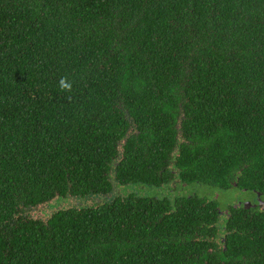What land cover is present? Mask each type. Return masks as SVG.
<instances>
[{
    "label": "trees",
    "instance_id": "1",
    "mask_svg": "<svg viewBox=\"0 0 264 264\" xmlns=\"http://www.w3.org/2000/svg\"><path fill=\"white\" fill-rule=\"evenodd\" d=\"M172 181L264 198V0H0V264H264L260 206L114 194Z\"/></svg>",
    "mask_w": 264,
    "mask_h": 264
},
{
    "label": "rangeland",
    "instance_id": "2",
    "mask_svg": "<svg viewBox=\"0 0 264 264\" xmlns=\"http://www.w3.org/2000/svg\"><path fill=\"white\" fill-rule=\"evenodd\" d=\"M127 193H134L139 196H146L152 198H169L174 200L178 196H198L208 200H217L221 209V215L226 217L227 210L230 206H238L256 202L257 196L250 191H239L237 189L221 190L217 187L204 184H181L178 181H172L169 185L161 187L148 186L141 184L119 185L115 183V195H126ZM110 198V196L108 197ZM107 198V199H108ZM71 198L57 199L50 203L52 208H60V206H69ZM110 200V199H108ZM105 201L104 197H90L74 200L78 206H88ZM59 205V207H57ZM36 218H46V215L51 214L50 208H37L33 212Z\"/></svg>",
    "mask_w": 264,
    "mask_h": 264
},
{
    "label": "clouds",
    "instance_id": "3",
    "mask_svg": "<svg viewBox=\"0 0 264 264\" xmlns=\"http://www.w3.org/2000/svg\"><path fill=\"white\" fill-rule=\"evenodd\" d=\"M58 87L63 92H71L72 82L66 76L61 77L58 81Z\"/></svg>",
    "mask_w": 264,
    "mask_h": 264
},
{
    "label": "water",
    "instance_id": "4",
    "mask_svg": "<svg viewBox=\"0 0 264 264\" xmlns=\"http://www.w3.org/2000/svg\"><path fill=\"white\" fill-rule=\"evenodd\" d=\"M260 206L264 210V198L259 196L258 201H256L254 204L249 203L245 205V208L249 209L250 207Z\"/></svg>",
    "mask_w": 264,
    "mask_h": 264
},
{
    "label": "flooded vegetation",
    "instance_id": "5",
    "mask_svg": "<svg viewBox=\"0 0 264 264\" xmlns=\"http://www.w3.org/2000/svg\"><path fill=\"white\" fill-rule=\"evenodd\" d=\"M258 199H259V197L256 198V201H258ZM238 206H240V205H238ZM260 208H261V207H260Z\"/></svg>",
    "mask_w": 264,
    "mask_h": 264
}]
</instances>
